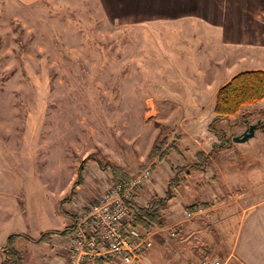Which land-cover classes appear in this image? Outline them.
Returning a JSON list of instances; mask_svg holds the SVG:
<instances>
[{
  "label": "rangeland",
  "instance_id": "rangeland-1",
  "mask_svg": "<svg viewBox=\"0 0 264 264\" xmlns=\"http://www.w3.org/2000/svg\"><path fill=\"white\" fill-rule=\"evenodd\" d=\"M193 1L0 0V261L10 233L35 238L65 227L68 218L58 204L92 153L135 177L152 166L155 144L164 138L166 145L175 143L165 165L150 171L151 181L158 178L153 193L160 196L177 172L178 184L171 187L175 204L214 201L229 187H264V166L243 167L238 149L264 144L262 131L236 143L232 138L248 128L237 117L214 124L224 132L220 138L208 128L215 91L239 69L232 65L238 54L230 45L239 38L229 35L228 21L201 20L200 12L208 15L213 8L203 11ZM237 26L248 36L261 33L256 42L264 46V21ZM257 105L243 110L264 108ZM262 118L256 113L248 121ZM214 145L224 149L214 153ZM231 158L234 172H225V180L211 171L216 160L224 173V161ZM198 162L202 169L191 167ZM113 182L109 171L88 163L83 185L64 208L76 213L87 208ZM186 205L171 219L168 210L161 213L166 228L155 229L143 264L188 262L181 257L191 245L183 243V231L176 232L193 220L185 216ZM18 248L27 264H46V244L21 240ZM200 252L226 264L234 260Z\"/></svg>",
  "mask_w": 264,
  "mask_h": 264
},
{
  "label": "crops",
  "instance_id": "crops-1",
  "mask_svg": "<svg viewBox=\"0 0 264 264\" xmlns=\"http://www.w3.org/2000/svg\"><path fill=\"white\" fill-rule=\"evenodd\" d=\"M193 2L194 5H198V8L202 4L203 11L205 10L204 8L206 5H208V9L206 10H211V8H213L212 12L208 13V15L201 14L200 12L199 17L201 20L212 19L228 21L231 25V33H229V35L237 36L239 38L238 41H231L230 44L231 46L233 45L232 51L234 50V54H238L237 59L232 62V65L235 64L239 69H237L233 75L229 76L223 84L229 81L235 74L242 71H264V46L260 45L258 41L256 42L257 37L262 34L253 33L252 36H248V34H245L242 26H237L240 21H264V11L258 12L259 9L263 10V2L259 3L258 0H194ZM258 4L262 5L261 8ZM262 27L264 28V26ZM257 107L263 108L264 101L258 103ZM261 133L264 135V131ZM255 135L256 131L253 137H255ZM247 141H250V139ZM238 145H240V148L238 149L243 153L242 156L244 157L243 159H245L242 164L243 167L247 165L252 168L251 170L253 171L258 165L264 166V144ZM231 150H233V148H231ZM251 151H255V156L252 154H246V156H244L245 153H251ZM170 156L171 154L166 158L169 159ZM152 158L158 162L155 165V161L153 160L151 164L152 166H150V171L153 175L157 170L158 165L160 167H162V165L164 166L166 163L165 161L167 160H165V158L160 160L159 155ZM209 159L213 160L210 157ZM231 161L232 158L224 161V173L218 166L216 160L215 164L213 161H210V165H214L211 168V171H215L216 173L219 171V175L225 180V172L229 174L234 172L233 163H231ZM145 168L148 169L147 167ZM151 174L149 179L144 180L141 185L135 187L134 195L130 202L131 205L135 207H143L154 195L160 196L157 192L155 194L153 193L158 178L156 177L155 180L151 181L153 177ZM131 175L133 178L134 173H131ZM171 177L168 180H170ZM231 190H234V193H231ZM237 191H242V194L239 196L236 195ZM164 194L165 190L160 197H164ZM218 198H224V201L222 203H216L217 198L215 197L213 199L214 201H211V199H199L198 201L193 200L191 203H187L185 202L186 200H184L175 204L174 197L168 203V208L163 212L165 213L168 210L167 219H171V216L174 218L179 215L181 208L186 204L185 209H190L193 206H200L203 210V216L199 215L196 219L193 218L192 221L186 220L188 223L185 222L183 228L181 226V228H176L177 233L183 231V243H185V246L188 247V244L191 245L187 248L188 254L183 255L181 258L188 262L196 263L200 259L206 257V252H208V254L233 257L234 260L229 264H237V262H243L245 264H264V187L259 188V186H256L251 190L229 187L227 192ZM206 203H211V205L209 207H204L203 204ZM135 217L136 214L134 212V219ZM162 219L165 220V218H162L161 216V225L159 226L151 223L149 230L141 229L139 227L137 228L142 231L150 232L153 235L155 229L163 231L166 228ZM69 224L70 221L68 219V223L65 226ZM211 230L215 232L214 236L211 235ZM68 244V236H53L50 244H46L48 249L42 250L48 254L47 257H45V263L66 264V251ZM203 246L204 248H202ZM202 249L206 250V255H203L200 252ZM146 259L147 256L145 255L144 260Z\"/></svg>",
  "mask_w": 264,
  "mask_h": 264
},
{
  "label": "trees",
  "instance_id": "trees-1",
  "mask_svg": "<svg viewBox=\"0 0 264 264\" xmlns=\"http://www.w3.org/2000/svg\"><path fill=\"white\" fill-rule=\"evenodd\" d=\"M264 100V71L263 70H248L235 74L231 79L220 86L215 95V102L213 107L214 117L209 123L208 128L214 131L220 138L223 131H216L214 124L218 121H227L231 117H237L238 125L249 126L248 117L252 114H261L262 119H258L261 124H264V108L259 110H243L247 106H252ZM167 139L164 138L152 148L151 155L153 157L159 155V159L165 158L166 153L175 149V143L166 145ZM166 145V146H165ZM165 147V148H164ZM164 148V149H163ZM163 149V151H162ZM214 153L224 149L222 145H214ZM199 156L201 152H198ZM199 161V160H198ZM97 164L101 170L109 171L114 182H118L123 186L127 185L132 180V175L126 168L121 167L115 163H111L103 159L99 153L89 154L84 160L81 161L78 170L76 181L72 184L68 196L61 200L58 204V212L69 219L70 224L63 229L46 230L40 233L38 237H31L27 233L13 232L10 233L3 246L4 257L0 264H27L22 250L18 248L19 241H27L33 245L39 246L42 244H50L51 238L55 235L68 236L74 228L77 219V214L71 210L64 208L65 203H72L77 188L83 185L84 173L88 163ZM204 164L191 165V167L202 169ZM142 170L144 167L141 168ZM180 171V170H179ZM177 174V172H176ZM171 178L168 182V188L164 197L154 196L149 199L147 204L143 207H135L128 203V206L135 212L136 217L131 223L133 227L149 230L151 223L157 226L161 225V213L168 207L169 201L173 198L171 187L178 184V174ZM242 191H237L236 195H241ZM217 203H222L224 198H218ZM204 207H209L211 203L203 204Z\"/></svg>",
  "mask_w": 264,
  "mask_h": 264
},
{
  "label": "built area",
  "instance_id": "built-area-1",
  "mask_svg": "<svg viewBox=\"0 0 264 264\" xmlns=\"http://www.w3.org/2000/svg\"><path fill=\"white\" fill-rule=\"evenodd\" d=\"M149 177L150 169H145L125 186L113 182L93 204L76 213L75 228L68 235L66 264H143L145 253L152 246V234L131 225L134 212L128 203L135 187ZM184 213L187 218H194L203 210L193 206ZM226 263L219 257L206 256L185 264Z\"/></svg>",
  "mask_w": 264,
  "mask_h": 264
},
{
  "label": "water",
  "instance_id": "water-1",
  "mask_svg": "<svg viewBox=\"0 0 264 264\" xmlns=\"http://www.w3.org/2000/svg\"><path fill=\"white\" fill-rule=\"evenodd\" d=\"M258 129L264 131V124H261L260 121L249 125L248 128L242 134L233 137L232 141L236 143L246 142L248 139L254 136L255 131H257Z\"/></svg>",
  "mask_w": 264,
  "mask_h": 264
}]
</instances>
